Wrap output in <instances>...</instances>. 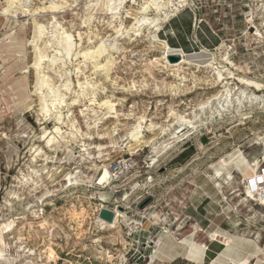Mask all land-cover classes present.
Here are the masks:
<instances>
[{"label": "rangeland", "instance_id": "374dc122", "mask_svg": "<svg viewBox=\"0 0 264 264\" xmlns=\"http://www.w3.org/2000/svg\"><path fill=\"white\" fill-rule=\"evenodd\" d=\"M10 1L0 0V264H161L157 257L167 262L177 245L165 240L160 250L156 247L157 212H165L161 201L173 183L214 185L210 175L222 169L220 161L240 152L250 162L263 158L264 148L256 143L264 136V108H250L247 101L239 107L238 91L227 108L216 71L187 58L170 63L163 41L170 39L185 52L208 50L214 68L226 67L264 85V0H170L178 12L159 31L144 26L139 32L131 28L135 20L127 12L140 11L145 0L125 4L114 19L104 11L105 0H16V8H9ZM53 5L55 12L42 11ZM185 10L193 22L183 45L175 28L181 29L176 20ZM37 22L43 36L33 43ZM62 31L74 42L69 56L57 53L55 36ZM102 43L103 57L83 56ZM40 47L46 58L36 67ZM39 72L66 103L51 106L50 114L42 111ZM232 81L248 96L257 92ZM256 95L264 97V90ZM107 100L113 111L104 105ZM47 102L51 105L52 97ZM248 115L254 118L243 121ZM181 116L195 128L177 142L173 128L165 134L162 129ZM140 120L143 147L134 150L131 135ZM46 133L55 138L51 144L43 138ZM162 143L168 149L156 155L154 148ZM120 165L129 170L116 181L113 172ZM233 175L219 194L225 208L257 215L264 225L263 207L250 201L240 206L243 179ZM193 189L179 190L190 195ZM117 207L125 215L116 227L102 225V209ZM150 213L158 218L150 219Z\"/></svg>", "mask_w": 264, "mask_h": 264}, {"label": "bare ground", "instance_id": "6f19581e", "mask_svg": "<svg viewBox=\"0 0 264 264\" xmlns=\"http://www.w3.org/2000/svg\"><path fill=\"white\" fill-rule=\"evenodd\" d=\"M8 1V0H7ZM130 1H132L133 4H136L139 0H105V3L103 4L104 6V11H106V15H110L112 16V18L114 19L118 13H120L121 9L123 6H126L127 3H130ZM166 1V0H165ZM164 0H145V3L143 4L141 10H131L130 12H127L128 17H132L133 20H135L134 25L131 27L132 29H134L135 31L139 32L141 30L142 27L147 26L149 28H153L156 29L155 31H159L162 24H164L165 22H168L169 19L171 18L172 12H178L177 8H174V6H170L171 5V1L167 0V2H165ZM186 1V0H185ZM11 5L9 6V8L13 7L14 5H16V0H11ZM22 2V1H21ZM174 2V1H173ZM9 3V2H8ZM16 3V4H15ZM20 3V2H19ZM181 3V1H180ZM184 3V2H182ZM186 3V2H185ZM126 4V5H125ZM176 5V4H175ZM264 5V4H263ZM7 6V5H6ZM91 6V5H90ZM180 6V5H179ZM15 7V6H14ZM23 7V5H22ZM88 7V6H87ZM6 8V7H5ZM7 7V9H5V13H9L10 10ZM16 8V7H15ZM173 8V9H172ZM47 9L52 10V12H55L56 10H58V7H55L54 5L49 7V8H43L42 11H45ZM2 10V9H1ZM22 10V9H20ZM41 10V9H40ZM55 10V11H54ZM14 11V10H13ZM24 11V10H23ZM29 11V10H28ZM27 11H24V13H26ZM36 12V11H35ZM1 13V12H0ZM151 14H154V17H150ZM4 15V14H3ZM7 17V16H6ZM127 17V16H126ZM176 17V16H175ZM38 23V22H37ZM59 26V25H58ZM36 27V35L34 37V41L41 39V37L43 36V27L41 25L35 24ZM58 28V27H57ZM45 29V28H44ZM64 30V29H63ZM118 30V29H117ZM152 31V29H149ZM57 31V30H56ZM55 31V32H56ZM61 31V30H60ZM63 32V31H62ZM61 34L56 37L57 43L59 45V47L61 48V51H59L60 49H58L57 53L58 54H62L65 53L66 55H70L72 53L73 47H74V42L72 40V36L70 34H67L66 32H63ZM121 30L117 31V34L120 33ZM157 33V32H156ZM58 34V32H57ZM126 34V33H125ZM128 34V33H127ZM135 34V33H134ZM153 34V33H152ZM121 35V34H120ZM260 36V38H262V36L260 34H258ZM32 41V40H31ZM159 41V40H158ZM41 42V41H40ZM38 43V42H37ZM163 46H164V50H166V58L169 55H180L181 58H187L189 59V62L193 63V62H199L203 64V67H210L213 68L216 71V76H217V83L221 85L222 91H220L219 97L222 98L221 100H223L224 104L226 103V107L227 108H231L232 107V98H233V93H236L238 91V98H237V103L238 106L243 107V102L247 101L248 103H250V108L251 107H259L260 109L264 108V97L262 96H258L256 95V93H260L261 91L264 90V85H262L261 83L254 81V80H249L246 79L244 77H237V75L230 71L229 69H227L226 67L224 68H220V67H216L214 68V56L212 53H210L208 50H201L200 53H185L180 49H174L172 48L166 41H163ZM39 45V44H38ZM78 45V43H77ZM31 46V45H30ZM91 46V45H90ZM97 46V45H96ZM80 47V46H79ZM95 47V46H94ZM36 48H38L36 46ZM93 48V47H92ZM77 49V48H76ZM95 49V48H94ZM40 49H38L39 53L36 56L35 59V66L36 67H40L44 61V59L46 58V56L44 54H42V52H40ZM107 50V47H106ZM105 52V47H104V43H102L97 49H95V51L92 50H86V52L83 53V56L86 58H90V59H96V58H100ZM47 53V52H46ZM45 53V54H46ZM80 53V52H79ZM56 54H54L55 56ZM165 55V54H164ZM79 56V55H78ZM48 57V56H47ZM53 57V56H52ZM59 57V56H58ZM62 57V56H61ZM65 57V56H64ZM103 57V56H102ZM78 58V57H77ZM227 59V58H226ZM60 60V59H59ZM65 60V59H64ZM55 59L52 60V62H54ZM87 61V60H86ZM98 61V60H97ZM228 61V59H227ZM46 62V61H45ZM64 63V62H63ZM102 63V62H101ZM229 63V62H228ZM44 64V63H43ZM107 64V63H106ZM97 66V65H96ZM43 67V66H42ZM98 67V66H97ZM101 67V66H100ZM229 67V66H228ZM50 68V67H49ZM99 68V67H98ZM29 70V69H28ZM50 70V69H49ZM108 70V69H107ZM46 71V70H45ZM72 72V71H71ZM227 75V76H226ZM237 81L239 84H241L244 88L247 89H254L255 93L251 94L248 96V92L246 93L245 90H240L239 88H235L233 86V81ZM232 81V83H231ZM80 83V82H79ZM83 84V83H82ZM82 84H80V88L82 87ZM55 85V84H54ZM73 85V84H71ZM238 85V84H237ZM56 86V85H55ZM89 86V85H87ZM233 86V87H232ZM241 86V88H243ZM37 87L38 90L41 91V95H42V102H43V106H42V111L44 114H50L51 113V106L52 107H56V105H58L59 107L61 106H65V100L63 95L59 92V90L54 91L55 89L52 88V86L48 83V78L45 77V75L41 74L40 72L38 73V79H37ZM60 87V86H59ZM219 87V86H218ZM70 87L69 85H66V90H68ZM92 88V87H91ZM61 89V88H60ZM82 89V88H81ZM88 89V88H87ZM86 89V90H87ZM45 90H48V94L44 93ZM83 92H84V87H83ZM92 90V89H90ZM79 91H81L79 89ZM93 91V90H92ZM95 91V89H94ZM240 91V92H239ZM251 91V90H250ZM71 92V90L69 91ZM252 92V91H251ZM91 93V92H90ZM93 93V92H92ZM96 93V92H95ZM65 94V93H63ZM77 94V93H76ZM88 94V93H87ZM94 94V93H93ZM82 95V94H81ZM96 95V94H95ZM52 97V102L51 105L48 104L47 102V97ZM77 96V95H76ZM86 96V95H85ZM84 97V96H83ZM93 98V97H92ZM72 99V98H71ZM89 100V98H88ZM73 101V99H72ZM71 101V102H72ZM106 101V100H105ZM91 102H96L95 98H93V100H91ZM65 103V105H64ZM102 104V103H101ZM223 104V107H224ZM247 104V103H246ZM104 105H109L110 110L113 111L114 110V105L112 103H110L108 100L107 102H104ZM207 105V104H206ZM73 106V105H72ZM91 106V105H90ZM108 107V108H109ZM57 109V108H56ZM64 109V108H63ZM243 109V108H242ZM229 110V109H228ZM226 111V110H225ZM58 112V111H57ZM42 113V112H41ZM62 113V112H61ZM254 113V112H253ZM258 113V112H257ZM256 113V114H257ZM55 115V114H54ZM175 115V112H173L171 114V117ZM50 116V115H49ZM65 117V116H64ZM250 118H254L252 116H246L244 118H242V120H248ZM69 119V118H68ZM143 119V118H141ZM64 120V119H63ZM175 120V119H174ZM141 121V120H140ZM142 120L141 122L138 123L137 126H135L134 131L132 132L131 135V142L135 143V149L137 148H142L143 146V142L140 140L141 137V130H142V124H143ZM251 121V120H250ZM258 121V119H257ZM62 122V121H61ZM252 122V121H251ZM66 124V123H65ZM76 124V123H75ZM61 125V124H60ZM63 125V124H62ZM169 128L168 129H162L163 133L165 134L166 131H169L170 128L174 129V133H173V139L177 142H180L182 140L181 137H185V134L187 133H183L185 130H189V129H194V123L192 120L187 119L184 116H181L179 118L178 122L173 123L172 125L169 124ZM242 125V124H241ZM245 125V124H244ZM166 127V126H165ZM158 129V128H157ZM56 133L60 132V128L57 127L55 129ZM74 132V131H73ZM162 133V132H161ZM264 133V132H263ZM52 134V133H51ZM51 134L46 133L45 136L43 138L48 139V144H51L54 141V137L50 138ZM259 136V134L257 135ZM157 137V136H156ZM167 137V136H166ZM172 137V136H170ZM254 138V137H253ZM156 139V138H155ZM169 140V139H168ZM259 142H257V145H260L261 147L264 148V136L263 138H259L258 139ZM163 141V140H162ZM251 142V141H250ZM165 143V142H164ZM164 143H162L160 145L159 148H154L156 155L159 153H163L168 149L167 145H164ZM146 144V142L144 143ZM255 144V146H256ZM244 145V144H243ZM253 146V145H252ZM173 147V146H172ZM171 147V148H172ZM101 148V147H100ZM237 148V147H236ZM252 148V147H251ZM250 148V149H251ZM239 149V148H238ZM138 150V149H137ZM257 150V149H256ZM240 151V150H239ZM253 151H255L253 149ZM155 155V156H156ZM252 155V154H251ZM154 156V157H155ZM162 156V155H161ZM160 156V157H161ZM247 157V156H246ZM245 157V155L243 154V152H240V154L235 158H232L229 162L222 160L220 161V163H222V169H214L213 170V174L210 175V179L214 182V187L217 188L219 190L220 194H223V189L225 185H229L230 182H232L233 180V173L236 172L239 173L242 176V179H247L250 176H252L254 173L257 172V170L261 167V165L264 163V157L263 158H259L258 160L256 159L254 162H250L247 158ZM223 158V157H222ZM108 161V160H107ZM210 168V167H209ZM106 169V168H104ZM225 170H227V172H225ZM232 171H234L232 173ZM107 171H104L103 177L102 179L104 180L107 175H106ZM235 177V176H234ZM209 178V177H208ZM69 181V180H68ZM118 193V192H116ZM225 193V192H224ZM236 193V192H235ZM233 194V193H232ZM242 195V194H241ZM235 197V194L234 196ZM237 197H240V195H237ZM128 199V196H126L123 201H126ZM226 199V198H225ZM228 199V198H227ZM253 199V195L250 192L244 193V197L241 199L240 201V206H245L247 207V204L249 203V201ZM240 200V199H239ZM229 202V201H228ZM221 203V202H220ZM230 203V202H229ZM228 203V204H229ZM127 204V203H126ZM231 205V204H230ZM249 205V204H248ZM130 206V204H129ZM229 206V205H228ZM128 207V206H127ZM222 207V206H221ZM227 207V206H226ZM232 207V206H231ZM238 207V206H237ZM255 207V206H254ZM234 208V207H233ZM253 208V207H252ZM227 209V208H226ZM229 209V207H228ZM241 210V209H240ZM249 210V209H248ZM256 210V209H255ZM231 211V210H230ZM245 211V210H244ZM243 211V212H244ZM154 212V211H153ZM229 212V210H228ZM258 212V211H256ZM116 213V219L114 224H107L105 223L103 220H99L100 223L102 225H104L105 227H116L117 223L119 222L120 218H122L125 214L123 212H120L118 210H115ZM260 213V212H259ZM253 214V213H252ZM150 219H155L158 218L157 215L150 213L149 214ZM160 216V215H159ZM262 218H264V215L261 216ZM101 225V226H102ZM166 234V233H165ZM259 237V236H258ZM179 239V238H178ZM250 239V238H249ZM182 242V241H181ZM180 242V243H181ZM196 242V241H195ZM195 242L191 243L187 240L183 241L182 244L183 245H188L189 247H191V250L193 251L196 244ZM184 246V247H185ZM182 247V246H181ZM188 247V248H189ZM206 247V246H205ZM181 253V251H180ZM154 259V258H152ZM150 261V260H149Z\"/></svg>", "mask_w": 264, "mask_h": 264}, {"label": "crops", "instance_id": "0c3cea01", "mask_svg": "<svg viewBox=\"0 0 264 264\" xmlns=\"http://www.w3.org/2000/svg\"><path fill=\"white\" fill-rule=\"evenodd\" d=\"M202 184L173 183L168 197L161 201L165 212L157 208L161 224L153 229L157 232L156 247L160 250L165 240L177 247L167 255V262L159 257L155 260L161 264H264V225L257 221V215L250 218L226 209L214 185ZM178 188L186 192L195 189L189 195ZM185 240L196 241L193 251L182 244ZM180 245L186 248L182 251Z\"/></svg>", "mask_w": 264, "mask_h": 264}, {"label": "built area", "instance_id": "2783aa9c", "mask_svg": "<svg viewBox=\"0 0 264 264\" xmlns=\"http://www.w3.org/2000/svg\"><path fill=\"white\" fill-rule=\"evenodd\" d=\"M129 170L126 166H118L115 167L113 174L115 179L118 180L121 176H123ZM242 187L244 192H250L253 195V199L250 202L255 205L261 206L264 208V163L261 167L247 179H243Z\"/></svg>", "mask_w": 264, "mask_h": 264}, {"label": "trees", "instance_id": "16d2710c", "mask_svg": "<svg viewBox=\"0 0 264 264\" xmlns=\"http://www.w3.org/2000/svg\"><path fill=\"white\" fill-rule=\"evenodd\" d=\"M187 12H189L188 10H185L181 15H180V17L179 18H177V20H176V23L177 24H179L181 27V29H179V27H176L175 28V30L177 31V34H178V36H179V38H180V44H183V45H185V43H186V39H185V34H188V33H190L191 32V28H192V22H193V15H192V13L191 12H189V13H187ZM189 14L188 15V20H186V21H184L183 23L181 22V16L183 15V14ZM174 20V19H173ZM183 30V31H182ZM167 43L172 47V48H177L176 47V45H175V43L173 42V41H170V39H168L167 40ZM215 46H217V43H216V45ZM184 47H182V49H183ZM185 48H186V46H185ZM183 51H184V49H183ZM185 52V51H184ZM185 53H188V54H190L191 52H185Z\"/></svg>", "mask_w": 264, "mask_h": 264}, {"label": "water", "instance_id": "95a60500", "mask_svg": "<svg viewBox=\"0 0 264 264\" xmlns=\"http://www.w3.org/2000/svg\"><path fill=\"white\" fill-rule=\"evenodd\" d=\"M168 60L170 63H178L181 61V56L180 55H169ZM152 199L149 198L143 203L140 204V209L146 208L150 203ZM122 210V209H121ZM116 213L115 211L109 210V209H102L100 213V218L108 222L109 224H113L115 221Z\"/></svg>", "mask_w": 264, "mask_h": 264}]
</instances>
